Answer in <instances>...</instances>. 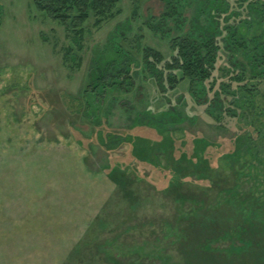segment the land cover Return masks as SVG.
Segmentation results:
<instances>
[{
    "label": "rangeland",
    "instance_id": "1",
    "mask_svg": "<svg viewBox=\"0 0 264 264\" xmlns=\"http://www.w3.org/2000/svg\"><path fill=\"white\" fill-rule=\"evenodd\" d=\"M82 28L0 0V264H264V0Z\"/></svg>",
    "mask_w": 264,
    "mask_h": 264
},
{
    "label": "trees",
    "instance_id": "2",
    "mask_svg": "<svg viewBox=\"0 0 264 264\" xmlns=\"http://www.w3.org/2000/svg\"><path fill=\"white\" fill-rule=\"evenodd\" d=\"M34 7L46 14L53 21H57L66 26L67 30L73 33L74 41L82 33V25L88 20L90 15L95 18V25H99L103 19L112 14L113 9L119 0H32ZM178 56L173 62V66L182 68L186 75L192 73L197 76L204 75L205 60L211 56L207 51L206 56H200L189 41H178ZM240 75L236 77L242 80ZM242 88L247 89L244 84ZM249 92V90H247Z\"/></svg>",
    "mask_w": 264,
    "mask_h": 264
}]
</instances>
